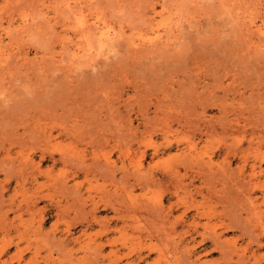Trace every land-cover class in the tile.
<instances>
[{"label": "rangeland", "instance_id": "374dc122", "mask_svg": "<svg viewBox=\"0 0 264 264\" xmlns=\"http://www.w3.org/2000/svg\"><path fill=\"white\" fill-rule=\"evenodd\" d=\"M69 9L0 0V264H264V0Z\"/></svg>", "mask_w": 264, "mask_h": 264}, {"label": "bare ground", "instance_id": "6f19581e", "mask_svg": "<svg viewBox=\"0 0 264 264\" xmlns=\"http://www.w3.org/2000/svg\"><path fill=\"white\" fill-rule=\"evenodd\" d=\"M87 1V0H86ZM64 2H65V0H64ZM36 3V2H35ZM83 3H84V0H66V5L67 6H69L71 9H69V11L70 10H72V14L74 15V20H75V22L78 24V25H80L81 26V28L83 29V32L81 33L82 35L81 36H84L85 38H89V35H95L96 37H98V39H99V41H100V43H105V42H107L108 40H112V31H111V29L110 28H105V27H98V26H96V23L94 22V24H90V25H88L87 26V20L85 19V11H84V9H83ZM93 6V5H92ZM66 7V6H65ZM243 7V6H242ZM71 14V15H72ZM70 17V16H69ZM73 17V16H72ZM71 17V18H72ZM235 17V16H234ZM247 17V16H246ZM245 18V17H244ZM73 20V21H74ZM91 20V19H90ZM89 21V20H88ZM89 22H91V21H89ZM146 22V21H145ZM99 23V22H98ZM165 24V23H164ZM248 24V23H247ZM35 25V24H34ZM65 25V24H64ZM100 25H101V23H100ZM112 25V24H111ZM159 25V24H158ZM87 26V27H86ZM162 26H163V24H162ZM165 26V25H164ZM250 27V26H249ZM86 28H88V30L86 29ZM181 28V27H180ZM23 29V28H22ZM124 29V28H123ZM166 29V28H165ZM116 30V29H115ZM82 31V30H81ZM160 31V30H159ZM256 31V30H255ZM117 32H119V31H117ZM167 32V31H166ZM170 32V31H169ZM80 33V32H79ZM114 33V32H113ZM162 33V32H161ZM87 34V35H86ZM146 34V33H145ZM149 34V33H148ZM153 34V33H152ZM257 35V34H256ZM80 36V37H81ZM145 36V35H144ZM84 37H82V38H84ZM91 37V36H90ZM119 37V36H118ZM128 37V36H127ZM163 37V36H162ZM134 38V37H133ZM16 39V38H15ZM160 39H161V37H160ZM93 40H95V38L93 39ZM137 40V39H136ZM140 40V39H139ZM139 40H138V42H139ZM80 41H82V40H80ZM86 41V40H85ZM96 41V40H95ZM128 41V40H127ZM142 41H148V38H146V39H143ZM141 41V42H142ZM112 42V41H111ZM152 42V41H151ZM179 42V41H178ZM85 43V42H84ZM93 43V42H92ZM97 43V42H96ZM108 43V42H107ZM147 43V42H146ZM176 43V42H175ZM260 43V42H259ZM120 44V43H119ZM149 44V43H148ZM262 44V43H261ZM84 45V44H83ZM86 45H87V42H86ZM92 45H94V44H92ZM99 45V44H98ZM108 45V44H107ZM106 45V47H108ZM113 45V44H112ZM147 45V44H146ZM64 46V45H63ZM84 47V46H83ZM105 47V48H106ZM97 48V47H96ZM109 48V47H108ZM107 48V49H108ZM91 50H92V47H90V45L89 46H87L86 48H85V50H84V53H83V56L85 55H88L87 53H89V52H91ZM111 50V49H110ZM109 50V51H110ZM135 50V49H134ZM108 51V50H107ZM108 51V52H109ZM92 52H93V50H92ZM79 53V52H78ZM77 53V54H78ZM110 53V52H109ZM27 54V53H26ZM89 54H91V53H89ZM6 55V54H5ZM9 55V54H8ZM80 55V54H79ZM96 55V54H95ZM84 56V57H85ZM45 58V57H44ZM75 58V57H74ZM86 58V57H85ZM2 60H4V59H2ZM5 61V60H4ZM99 61V60H98ZM102 64V63H101ZM95 65V64H94ZM93 65V66H94ZM6 100V99H5ZM8 101V100H7ZM4 105V104H3ZM179 180H181V179H179ZM209 180V179H208ZM226 180V179H225ZM184 181V180H183ZM207 181V180H206ZM205 181V182H206ZM210 181V180H209ZM241 182V181H240ZM250 181H248V183H249ZM210 183V182H209ZM175 184V183H174ZM180 184V183H179ZM205 184H208V182L207 183H205ZM211 184V183H210ZM175 186V185H174ZM238 187V186H237ZM245 187V186H244ZM181 188V187H180ZM237 189V188H236ZM210 190V189H209ZM208 191V190H207ZM210 191H212V190H210ZM186 192V191H185ZM213 192V191H212ZM239 192H241V191H239ZM210 194V193H209ZM227 194V193H226ZM244 194V193H243ZM232 195V194H231ZM226 198H227V196H226ZM246 199V198H245ZM233 200V199H232ZM239 200H241V199H239ZM244 202V201H243ZM240 204V203H239ZM234 205H236L235 203H234ZM233 212V211H232ZM235 213V212H234ZM241 213V212H240ZM234 216V215H233ZM235 216H236V213H235ZM238 219H240V218H238ZM218 242V241H217Z\"/></svg>", "mask_w": 264, "mask_h": 264}]
</instances>
